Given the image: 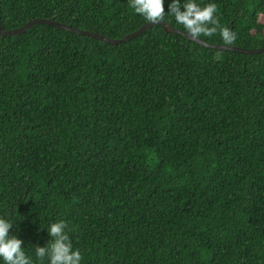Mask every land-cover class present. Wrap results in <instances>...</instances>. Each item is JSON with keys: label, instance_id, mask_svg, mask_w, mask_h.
Returning <instances> with one entry per match:
<instances>
[{"label": "trees", "instance_id": "1", "mask_svg": "<svg viewBox=\"0 0 264 264\" xmlns=\"http://www.w3.org/2000/svg\"><path fill=\"white\" fill-rule=\"evenodd\" d=\"M192 2L217 6L202 41L264 47V0ZM37 18L114 40L150 22L130 0H0L5 30ZM0 219L32 264L60 221L80 264H264V52L159 25L0 36Z\"/></svg>", "mask_w": 264, "mask_h": 264}, {"label": "clouds", "instance_id": "2", "mask_svg": "<svg viewBox=\"0 0 264 264\" xmlns=\"http://www.w3.org/2000/svg\"><path fill=\"white\" fill-rule=\"evenodd\" d=\"M130 7L135 13L142 15L147 21L158 23L164 19V0H130ZM169 14L174 15L177 23L182 24L186 31L193 37L201 34L212 36L219 27V22L214 17L217 11L215 4H208L200 8L197 4L189 0L180 11L178 0H172L169 4ZM212 24L213 27H207ZM220 35L225 44H232L236 39V33L227 27L220 29ZM12 224L0 219V258L4 264H32V261L21 250L22 241L15 236L10 237L8 231ZM67 225L65 222H54L49 227V235L56 239L48 245L47 249L37 248L36 257L42 260L45 251H49V264H80L82 259L79 250H73L69 237L65 232Z\"/></svg>", "mask_w": 264, "mask_h": 264}, {"label": "water", "instance_id": "3", "mask_svg": "<svg viewBox=\"0 0 264 264\" xmlns=\"http://www.w3.org/2000/svg\"><path fill=\"white\" fill-rule=\"evenodd\" d=\"M39 24H44V25H48V26H51L54 28L61 29V30H66L68 32H72V33H75V34H78L81 36L91 37L93 39H97L99 41H102L105 44H109L112 46L119 45V44L124 43V42H128V41L132 40L133 38H135V37L141 35L142 33L146 32L151 27L159 25L162 27V29L165 33L180 34L183 37L193 41L197 45H200V46L205 47V48L215 49V50H219V51L220 50L221 51H231V52H237V53H242V54H259V53L264 52V47L254 49V50L253 49L252 50H246V49H241V48L232 47V46L208 44V43L202 41L199 37L193 38L190 34L183 33L181 31L173 28L172 26H170L169 24H167L164 21H160L158 23L147 22L144 25H142L138 30L124 36L121 39H115L114 40V39H109L107 37H104V36L96 34V33H92L90 31H83V30H79V29H74L68 25H64V24H61V23H58L55 21L37 18V19H32V20L28 21L22 27L14 29V30H5L2 27L1 22H0V36L21 34V33L25 32L26 30H28L29 28H31L35 25H39Z\"/></svg>", "mask_w": 264, "mask_h": 264}]
</instances>
